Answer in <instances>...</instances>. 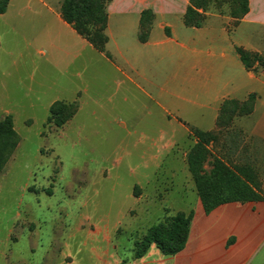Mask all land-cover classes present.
<instances>
[{
    "label": "crops",
    "instance_id": "1",
    "mask_svg": "<svg viewBox=\"0 0 264 264\" xmlns=\"http://www.w3.org/2000/svg\"><path fill=\"white\" fill-rule=\"evenodd\" d=\"M49 1L55 6H49L47 0H11L5 13H0V63L6 65H0L3 75H19L22 68L31 66L44 78L49 75V67L66 63L68 70H75L70 71L71 77L85 79L88 124L97 121L100 125L120 126L125 128L127 137L133 135L128 126L136 116L142 117L138 125L152 126L161 142L152 156L156 168L162 165L159 159L163 152L183 138L197 142L191 128L203 132L218 130L225 101H246L251 95L256 96L252 113L237 117L224 130V142L212 152L231 167H251L262 199L223 204L210 213L201 204L206 219L230 218L232 238L225 240L227 249L237 245V238L242 237L243 227L238 230L237 226L244 215L258 223L247 234L258 237L264 231V0H249L250 11L238 23L227 15L207 14L200 27L185 23L191 0H111L107 6L108 42L103 52L63 19L64 0ZM145 11L153 13V20L149 37L143 42L140 27ZM30 26L38 28L32 37L28 35ZM18 44L25 53L32 49L36 58L24 52L15 57L13 51L5 57L7 50ZM240 50L255 57L250 67L242 60ZM10 113L8 110L7 115ZM141 194L142 190L140 198ZM192 215L188 243L176 254L178 260L191 243L195 213ZM94 222L96 228H90L91 236L102 235L107 245L104 250L91 249V256H97L100 264H122L119 257L114 258L116 251H110L113 229L109 218L101 216ZM201 229L196 236L198 249L196 255H190V264L198 263L205 239L217 226ZM161 253L152 245L145 258L129 264H142L146 258L150 264H165Z\"/></svg>",
    "mask_w": 264,
    "mask_h": 264
},
{
    "label": "rangeland",
    "instance_id": "2",
    "mask_svg": "<svg viewBox=\"0 0 264 264\" xmlns=\"http://www.w3.org/2000/svg\"><path fill=\"white\" fill-rule=\"evenodd\" d=\"M36 30L30 26L29 37ZM9 51L15 57L24 52L36 58L32 49L25 53L21 44L8 49L5 57ZM0 65L6 68L5 63ZM48 69L43 78L31 66L12 77L0 68V108H4L0 118L11 111L21 136L0 174V264H69L71 259L74 264H100L91 249L104 250L107 241L102 235L92 237L90 228H96L94 221L101 216L109 218L113 229L114 258L129 264L139 260L134 257L144 233L178 211L195 213L191 243L181 260L161 253L165 264H190V255L198 249V232L212 224L217 229L205 239L197 264H264V231L256 238L247 234L255 223L252 219L244 215L238 222L243 235L227 249L225 240L232 238L230 218H204L187 164L192 139L185 137L164 151L159 159L162 165L156 168L152 156L161 142L152 126L138 125L142 117L136 116L128 126L133 135L127 137L123 127L88 124L85 79L71 77L70 71L75 70H68L66 63ZM56 101L78 107V114L63 127L48 122L49 108ZM224 137L220 135L211 150ZM210 167L209 162L206 168ZM136 187L142 190L141 198ZM146 259L142 264H150Z\"/></svg>",
    "mask_w": 264,
    "mask_h": 264
},
{
    "label": "trees",
    "instance_id": "3",
    "mask_svg": "<svg viewBox=\"0 0 264 264\" xmlns=\"http://www.w3.org/2000/svg\"><path fill=\"white\" fill-rule=\"evenodd\" d=\"M11 0H0V13H5ZM111 0H64L61 6L63 19L71 24L79 34L86 38L99 51H105L108 37L107 6ZM250 11L249 0H191L185 16L188 26L200 27L207 14L227 15L240 22ZM153 13H143L140 40L145 42L150 33ZM242 60L250 67L255 59L253 55L239 51ZM256 96L246 101L227 100L221 107L217 121L218 130L203 132L191 128L197 142L187 154V164L197 193L207 213L220 205L232 202L258 201L262 197L257 193L260 188L251 167H231L222 159L213 155L210 146L219 141L224 130L233 125L237 117L252 113ZM77 104L56 101L50 108L49 124L56 127L66 125L77 113ZM21 142V136L15 129L13 117L6 115L0 120V174L12 159ZM212 161H209L210 157ZM210 162V169L206 165ZM141 189L136 187V194ZM192 212H177L166 215L163 221L149 228L137 243L135 259L144 257L152 245L166 255L181 252L188 241L192 222ZM126 260H123L125 263Z\"/></svg>",
    "mask_w": 264,
    "mask_h": 264
}]
</instances>
